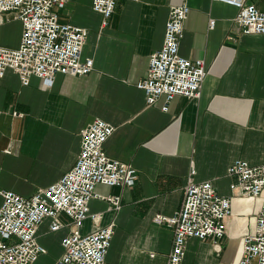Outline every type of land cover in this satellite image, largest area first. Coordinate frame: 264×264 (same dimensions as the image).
I'll use <instances>...</instances> for the list:
<instances>
[{"label":"crops","instance_id":"1","mask_svg":"<svg viewBox=\"0 0 264 264\" xmlns=\"http://www.w3.org/2000/svg\"><path fill=\"white\" fill-rule=\"evenodd\" d=\"M249 1L264 11V0ZM181 3L190 12L180 54L203 59L207 74L199 97L178 95L163 111L164 98L148 105L137 83L163 44L171 7ZM64 9L62 21L88 30L83 56L94 58V69L58 74L52 86L36 76L24 86L13 70L0 78V206L1 192L31 197L59 181L76 163L81 131L99 118L115 126L104 145L108 156L137 172L133 186L98 184L102 198L90 201V212L102 214L100 226L116 224L107 264H167L173 230L155 217L180 207L192 166L197 181H212L220 194L233 197L232 213L222 252L211 238H190L183 264H238L263 198L232 191L237 179L227 170L235 160L264 164V35L240 32L238 9L213 0H117L106 24L92 0H71ZM7 24L14 42L3 46L15 48L22 25L10 20L2 27ZM110 196L120 197L119 210L103 198ZM50 224L46 219L38 229L47 253L34 264H54L63 253L61 240L71 226L50 232ZM95 229L88 218L82 232Z\"/></svg>","mask_w":264,"mask_h":264},{"label":"built area","instance_id":"2","mask_svg":"<svg viewBox=\"0 0 264 264\" xmlns=\"http://www.w3.org/2000/svg\"><path fill=\"white\" fill-rule=\"evenodd\" d=\"M71 0H0V29L10 20L22 25L19 45H0V78L8 70L19 75L24 86L33 76L52 86L58 74L87 75L94 69V58L84 57L89 32L86 28L62 21L59 10ZM139 1V0H131ZM235 6L238 13L235 27L245 35H264V11L249 0H213ZM117 0H92V9L102 17L103 24L115 12ZM190 7L181 3L171 7L166 22L164 41L150 55L146 76L137 83L148 105L164 98L163 111L178 95L192 99L201 95L207 74L203 59L190 60L180 54L184 24ZM216 21L211 19L212 29ZM115 126L95 119L81 131L80 151L73 168L48 188L31 197L13 191L1 192L0 264H34L47 249L38 241V229L50 219V232L63 227L71 230L61 240L62 255L54 264H107L106 255L115 234L116 224L100 226L101 213L90 212V201L99 196L98 184L133 186L136 169L128 163L112 159L104 149ZM228 175L237 181L230 185L240 196L263 198L257 214L255 232L243 238V256L238 264H264V164L251 165L235 160ZM192 166L184 188L180 207L169 216L157 214L158 224L173 230L172 249L167 264H183L190 238L214 240L218 253L225 237L227 219L232 213V196L220 194L212 181H197ZM102 198V197H101ZM119 210L120 197H103ZM65 215L70 222L63 223ZM91 218L96 229L84 233L82 227Z\"/></svg>","mask_w":264,"mask_h":264},{"label":"rangeland","instance_id":"3","mask_svg":"<svg viewBox=\"0 0 264 264\" xmlns=\"http://www.w3.org/2000/svg\"><path fill=\"white\" fill-rule=\"evenodd\" d=\"M65 9L59 10V14L61 17V20H63L62 15L64 14ZM11 29H13V26L10 24L5 25L0 29V44L1 45H10L13 41V33L11 32Z\"/></svg>","mask_w":264,"mask_h":264},{"label":"bare ground","instance_id":"4","mask_svg":"<svg viewBox=\"0 0 264 264\" xmlns=\"http://www.w3.org/2000/svg\"><path fill=\"white\" fill-rule=\"evenodd\" d=\"M14 38V37H13ZM12 42H14V39H13V41Z\"/></svg>","mask_w":264,"mask_h":264}]
</instances>
